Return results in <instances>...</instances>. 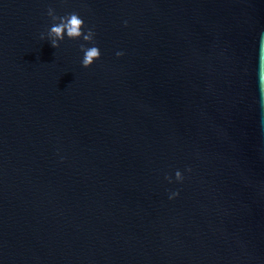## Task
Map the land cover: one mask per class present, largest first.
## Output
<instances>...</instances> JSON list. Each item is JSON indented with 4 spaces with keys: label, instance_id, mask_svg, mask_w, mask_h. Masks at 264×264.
<instances>
[{
    "label": "water",
    "instance_id": "1",
    "mask_svg": "<svg viewBox=\"0 0 264 264\" xmlns=\"http://www.w3.org/2000/svg\"><path fill=\"white\" fill-rule=\"evenodd\" d=\"M261 34L264 0H0V264H264Z\"/></svg>",
    "mask_w": 264,
    "mask_h": 264
},
{
    "label": "clouds",
    "instance_id": "2",
    "mask_svg": "<svg viewBox=\"0 0 264 264\" xmlns=\"http://www.w3.org/2000/svg\"><path fill=\"white\" fill-rule=\"evenodd\" d=\"M47 15L53 22L50 29L47 31V40L50 42L51 47L57 49L60 47V42H63L65 36L69 40H82L85 44L92 45L91 47H85V44L80 45V50L83 52V58L81 61L82 67L87 69L93 66L94 62L100 59V50L95 43V32L92 28L85 29L84 20L80 17L79 13L72 12L65 16L56 15L53 8L49 7ZM124 26L127 27V21L124 22ZM40 40H45V34H40ZM123 52L118 51L116 56L122 57ZM259 82L262 92H264V34H261L260 38V56H259ZM190 172L191 169H186ZM165 179L172 183L173 179L171 176H165ZM184 176L177 170L175 172V182L182 183ZM179 195V192H172L169 194V199H175Z\"/></svg>",
    "mask_w": 264,
    "mask_h": 264
}]
</instances>
